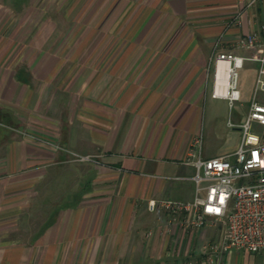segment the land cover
Returning a JSON list of instances; mask_svg holds the SVG:
<instances>
[{
  "label": "crops",
  "instance_id": "0c3cea01",
  "mask_svg": "<svg viewBox=\"0 0 264 264\" xmlns=\"http://www.w3.org/2000/svg\"><path fill=\"white\" fill-rule=\"evenodd\" d=\"M262 24L264 0H0V264H215L219 230L160 201L193 197L217 54Z\"/></svg>",
  "mask_w": 264,
  "mask_h": 264
},
{
  "label": "built area",
  "instance_id": "2783aa9c",
  "mask_svg": "<svg viewBox=\"0 0 264 264\" xmlns=\"http://www.w3.org/2000/svg\"><path fill=\"white\" fill-rule=\"evenodd\" d=\"M238 23L240 21L236 19ZM238 46L251 51L244 56L235 51L217 54L216 61L226 62L227 90H219L220 69L215 73L212 95L229 101L232 107L241 98L238 69L246 60L260 63L258 83L264 91V24L238 39ZM251 102L246 119L241 123L229 120L230 126L241 130L238 147L232 153L205 157L202 155L204 134L194 139L190 162L195 172L189 178L195 184L193 197L188 200L162 199L160 205L169 214V223L188 228L216 227L218 241H209L204 253L211 263L230 249L264 253V104L256 98ZM37 143L56 151L63 145L53 139L34 136ZM72 160L97 161L94 154H81L66 150ZM197 153V154H196ZM148 207L155 210L157 201L149 200Z\"/></svg>",
  "mask_w": 264,
  "mask_h": 264
},
{
  "label": "rangeland",
  "instance_id": "374dc122",
  "mask_svg": "<svg viewBox=\"0 0 264 264\" xmlns=\"http://www.w3.org/2000/svg\"><path fill=\"white\" fill-rule=\"evenodd\" d=\"M100 35H97L99 37ZM110 34L104 33L101 40L105 41L106 46L110 41ZM95 43V42H93ZM108 47L105 50L98 52L100 56L107 53ZM88 52V51H87ZM91 52H94L93 50ZM98 55V56H99ZM92 56V55H91ZM259 62L246 61L243 67L238 69V83L241 92L240 100H237L231 107L229 101L225 98H211L207 97L203 109V132H204V145L203 151L206 157L217 155H224L232 153L236 150L241 139V130L238 127L230 126L229 120L234 123L243 122L250 110V105L254 99L255 89L257 87L256 98L259 102L264 104V91L258 83L259 78ZM264 80V75L261 76ZM70 165L76 169L79 163H87L89 161H76L72 160L70 156ZM56 176V173L54 174ZM55 180L48 183L49 186L54 185ZM64 187H72L76 184V179H67L63 182ZM60 183H58L59 185ZM54 189V188H53ZM57 191V189H56ZM49 195V193L47 194ZM43 200L46 193L42 194ZM61 195L58 192L52 194L54 201ZM260 254V253H258ZM253 257V256H252ZM258 262V259L256 260ZM220 264H259L252 262V258H248L243 250H229L225 253L224 258Z\"/></svg>",
  "mask_w": 264,
  "mask_h": 264
},
{
  "label": "bare ground",
  "instance_id": "6f19581e",
  "mask_svg": "<svg viewBox=\"0 0 264 264\" xmlns=\"http://www.w3.org/2000/svg\"><path fill=\"white\" fill-rule=\"evenodd\" d=\"M227 63L221 62L220 64V79H219V90L222 92L227 90L228 76H227ZM219 67V66H218Z\"/></svg>",
  "mask_w": 264,
  "mask_h": 264
}]
</instances>
